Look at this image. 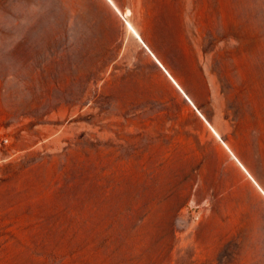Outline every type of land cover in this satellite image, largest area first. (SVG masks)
Listing matches in <instances>:
<instances>
[{
    "label": "rangeland",
    "instance_id": "374dc122",
    "mask_svg": "<svg viewBox=\"0 0 264 264\" xmlns=\"http://www.w3.org/2000/svg\"><path fill=\"white\" fill-rule=\"evenodd\" d=\"M65 251L264 264V0H0V264Z\"/></svg>",
    "mask_w": 264,
    "mask_h": 264
},
{
    "label": "crops",
    "instance_id": "0c3cea01",
    "mask_svg": "<svg viewBox=\"0 0 264 264\" xmlns=\"http://www.w3.org/2000/svg\"><path fill=\"white\" fill-rule=\"evenodd\" d=\"M156 26L153 31L146 29L143 26L134 27L137 33L140 35L143 43H168L173 39L172 29L168 31L166 20L153 19Z\"/></svg>",
    "mask_w": 264,
    "mask_h": 264
},
{
    "label": "trees",
    "instance_id": "16d2710c",
    "mask_svg": "<svg viewBox=\"0 0 264 264\" xmlns=\"http://www.w3.org/2000/svg\"><path fill=\"white\" fill-rule=\"evenodd\" d=\"M66 253V255H65ZM60 254V255H59ZM54 253L47 259L45 258L44 261L42 262L43 264H51L52 262H57V264H73L72 256L73 252L72 251H65L63 254L62 253Z\"/></svg>",
    "mask_w": 264,
    "mask_h": 264
},
{
    "label": "bare ground",
    "instance_id": "6f19581e",
    "mask_svg": "<svg viewBox=\"0 0 264 264\" xmlns=\"http://www.w3.org/2000/svg\"><path fill=\"white\" fill-rule=\"evenodd\" d=\"M128 25H129V27H130V29L134 32V34L137 36V38H139L140 40H142L141 39V37H140V35L137 33V31L132 27V25L130 24V23H128ZM157 61H158V63L159 64H161L160 63V61L157 59ZM162 65V64H161ZM219 136V135H218ZM219 138H220V136H219ZM221 139V138H220ZM230 151V150H229ZM261 190V189H260Z\"/></svg>",
    "mask_w": 264,
    "mask_h": 264
}]
</instances>
